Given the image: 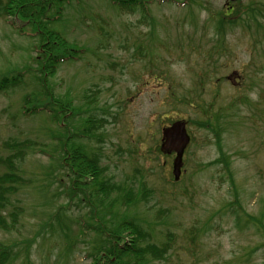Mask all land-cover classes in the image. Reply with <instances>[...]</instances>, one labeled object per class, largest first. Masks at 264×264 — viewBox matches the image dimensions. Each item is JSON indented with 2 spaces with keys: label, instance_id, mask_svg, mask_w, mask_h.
<instances>
[{
  "label": "rangeland",
  "instance_id": "obj_1",
  "mask_svg": "<svg viewBox=\"0 0 264 264\" xmlns=\"http://www.w3.org/2000/svg\"><path fill=\"white\" fill-rule=\"evenodd\" d=\"M143 1L133 12L105 0L64 5L53 27L83 53L60 65L47 84L80 111L68 124L71 135L86 119L96 121L99 136L81 140L108 176L134 188L146 182L152 190L135 212L139 224L149 231L157 214V239H163L158 230L168 229L175 242L163 261L150 264H264L262 238L248 224L235 225L219 166H204L217 151L210 129L199 127L206 115L219 113L239 201L249 215L264 212V0ZM220 13L238 22L224 33L225 50L215 53ZM10 19L0 14V77L21 72L23 84L0 93V157L10 154L5 142L33 145L17 162L18 175L32 184L8 197L9 211L22 210L17 226L0 231V243L13 251L6 264H87L100 224L82 194L67 198L69 181L57 166L61 130L46 115L22 113L23 96L40 90L38 38L22 19ZM180 120L192 140L175 182L174 154L157 148L161 130ZM191 228L200 229L194 243L186 234Z\"/></svg>",
  "mask_w": 264,
  "mask_h": 264
},
{
  "label": "trees",
  "instance_id": "obj_2",
  "mask_svg": "<svg viewBox=\"0 0 264 264\" xmlns=\"http://www.w3.org/2000/svg\"><path fill=\"white\" fill-rule=\"evenodd\" d=\"M2 1H0V14L10 17L12 23H15L16 18L22 19L21 22L32 28L34 34L32 37L38 38L37 45H33L38 53L34 59L38 75L34 77L40 90L26 93L23 96L22 113L27 117L38 114L46 115L61 130L55 137L58 150L57 166L64 171V176L69 181L70 187L68 191L66 190L67 198L72 199L71 197L77 193L82 194L81 202H86V207L89 206L87 213L91 219L100 224L98 228L96 226L93 228L97 238L93 245L89 246L90 253L85 256V260H89L87 264H150L163 261L173 248L175 235L166 232L168 229L158 230L163 239H157L154 229L158 227L159 215L156 214L154 219L152 218V221L148 222L150 226L148 231L139 224L135 213L140 207L147 204V197L152 193V190L148 188L146 182H142L139 187L134 188L131 184L118 183L108 176L105 167L100 165L97 155L86 150L85 141L81 140L82 138L94 139L99 136L96 133L98 129L96 121L86 119L71 135L68 124L72 123L73 118L79 119L80 111L73 108L70 99L54 95L51 87L47 84L48 80L57 73L60 65L74 60L78 61L83 53L81 47L68 41L61 32L53 27L61 22L64 5L71 2L80 3L82 0ZM105 1L122 12H133L135 8L140 6L144 8L146 4L143 0ZM249 9L251 8H246V10ZM237 22L220 13L215 21V41L212 52L217 53L225 50L224 33L226 30L232 29ZM16 29L21 31L20 34L23 32L19 27ZM22 84L21 72L3 75L0 77V93L15 90ZM230 106L232 107L233 103ZM219 117V113L215 110L212 114L204 117L205 123L199 124L200 128L210 129L217 151V158L204 166H219L232 193V197L230 196L227 203L230 213L235 217V225L244 229H249V226L254 228L260 239L262 238L264 246V212L249 215L239 201V193L231 170V159L223 150L222 134L224 129L219 123ZM79 131L80 133L77 134ZM32 145L33 143L28 140H13V142L4 143V147L10 151V154L0 157V167L5 169L0 173V231L9 232L17 226L22 210L17 208L15 211H9L7 209L8 197L16 194L19 187L32 184V181L25 180L18 175L17 168V162L24 160ZM157 152L163 155L167 154L161 149V141ZM53 179L57 181L55 175H53ZM172 179L177 181L174 176ZM90 197H94L93 204L89 201ZM62 209L63 207L58 208V210ZM241 224L249 226H241ZM81 232L83 231H78V233ZM199 232V228H191L187 231L186 234L192 241L191 243H194ZM69 243L73 246L72 241ZM12 252L11 246L0 243V264H6L7 260H11Z\"/></svg>",
  "mask_w": 264,
  "mask_h": 264
},
{
  "label": "water",
  "instance_id": "obj_3",
  "mask_svg": "<svg viewBox=\"0 0 264 264\" xmlns=\"http://www.w3.org/2000/svg\"><path fill=\"white\" fill-rule=\"evenodd\" d=\"M162 149L167 153H175L173 162V174L175 178L179 176V169L182 166L181 156L183 149L188 143L185 123L176 121L170 126L162 129Z\"/></svg>",
  "mask_w": 264,
  "mask_h": 264
}]
</instances>
